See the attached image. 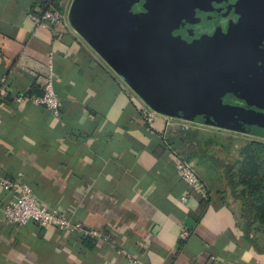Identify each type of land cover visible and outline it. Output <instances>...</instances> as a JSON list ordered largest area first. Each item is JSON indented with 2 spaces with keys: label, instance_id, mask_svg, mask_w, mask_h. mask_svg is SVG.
<instances>
[{
  "label": "crops",
  "instance_id": "0c3cea01",
  "mask_svg": "<svg viewBox=\"0 0 264 264\" xmlns=\"http://www.w3.org/2000/svg\"><path fill=\"white\" fill-rule=\"evenodd\" d=\"M51 1L0 0V88L4 80L9 92L0 96V177L80 230L8 223L13 195L0 186V264H264L263 231L228 186L227 166L204 150L214 141L201 137L207 125L184 130L161 114L147 124L144 101L71 24L73 0L53 5L60 25L29 19ZM49 81L59 117L14 101L42 95ZM179 159L199 188L179 177Z\"/></svg>",
  "mask_w": 264,
  "mask_h": 264
},
{
  "label": "water",
  "instance_id": "95a60500",
  "mask_svg": "<svg viewBox=\"0 0 264 264\" xmlns=\"http://www.w3.org/2000/svg\"><path fill=\"white\" fill-rule=\"evenodd\" d=\"M207 1L73 0L69 20L155 112L264 138V0H237L226 31L176 34Z\"/></svg>",
  "mask_w": 264,
  "mask_h": 264
},
{
  "label": "built area",
  "instance_id": "2783aa9c",
  "mask_svg": "<svg viewBox=\"0 0 264 264\" xmlns=\"http://www.w3.org/2000/svg\"><path fill=\"white\" fill-rule=\"evenodd\" d=\"M29 19L38 26H57L64 21L62 13L52 5L40 15H29ZM0 96L2 98L9 97V92L4 80L0 88ZM13 99L17 103H21L24 100L30 101L35 105L45 107L54 117L60 116L59 100L52 89L50 81L46 85L44 93L40 96H15ZM141 114L147 124H153L158 115H160L147 105L141 108ZM180 121L184 123V130L190 129V122L184 120ZM176 172L190 189L195 190L199 188V178L188 160L179 159ZM0 186L13 195V198L9 200L3 209L4 217L8 223L18 226L37 223L41 228H54L59 231L69 232L80 230V227L72 223L69 218L64 217L55 209L39 205L27 185L0 177ZM182 200L184 201L185 198L183 197ZM89 235L93 238L98 237L96 231H90ZM181 235L183 238H186L188 236V231L182 230ZM127 264L140 263L136 259L130 257L127 260Z\"/></svg>",
  "mask_w": 264,
  "mask_h": 264
},
{
  "label": "rangeland",
  "instance_id": "374dc122",
  "mask_svg": "<svg viewBox=\"0 0 264 264\" xmlns=\"http://www.w3.org/2000/svg\"><path fill=\"white\" fill-rule=\"evenodd\" d=\"M189 125L194 124L193 122H190ZM202 129H204V134L201 136L203 139H214L213 142L204 145V150L211 155L212 159L217 161L215 162V166L216 164H219V167L223 165L224 167L227 166V169L231 168L232 180L235 184V192L238 193V195H246L247 186L250 182H253L255 178L252 176L253 181L249 182V179L243 176L246 164L248 163L246 162V149L251 142L264 143V139L225 129L217 130L208 126L203 127ZM257 215L264 216L262 213H257ZM257 222L259 232L263 231L264 233L263 221L258 220Z\"/></svg>",
  "mask_w": 264,
  "mask_h": 264
},
{
  "label": "flooded vegetation",
  "instance_id": "af4514ba",
  "mask_svg": "<svg viewBox=\"0 0 264 264\" xmlns=\"http://www.w3.org/2000/svg\"><path fill=\"white\" fill-rule=\"evenodd\" d=\"M209 1V0H208ZM208 1L201 6L203 8H195L194 16H190L189 21L185 23L181 31H176V34L182 33L186 37H198L212 35L218 30L226 31L231 24L238 21L239 16L236 14L237 0H213ZM261 51H264V37L261 39ZM257 138L264 139L259 136Z\"/></svg>",
  "mask_w": 264,
  "mask_h": 264
},
{
  "label": "trees",
  "instance_id": "16d2710c",
  "mask_svg": "<svg viewBox=\"0 0 264 264\" xmlns=\"http://www.w3.org/2000/svg\"><path fill=\"white\" fill-rule=\"evenodd\" d=\"M57 0H52L51 5H55ZM57 6V5H55ZM247 159L246 168L243 176L253 181L247 186V194L239 195L244 206V213L247 216L254 214L255 221H263L264 216H258L257 213L264 214V143L262 142H251L249 147L246 149ZM250 168V169H249ZM227 180L228 186L232 191H235V184L232 180L231 168L227 169Z\"/></svg>",
  "mask_w": 264,
  "mask_h": 264
}]
</instances>
